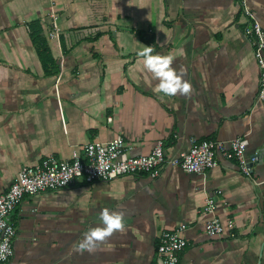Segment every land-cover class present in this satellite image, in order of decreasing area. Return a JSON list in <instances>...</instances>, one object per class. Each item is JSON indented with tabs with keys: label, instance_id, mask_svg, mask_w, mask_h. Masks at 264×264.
<instances>
[{
	"label": "crops",
	"instance_id": "obj_1",
	"mask_svg": "<svg viewBox=\"0 0 264 264\" xmlns=\"http://www.w3.org/2000/svg\"><path fill=\"white\" fill-rule=\"evenodd\" d=\"M245 8L264 31V0H0V191L22 166L69 160L87 142L118 135L130 156L149 154L158 141L173 156L192 138L240 136L246 157L258 156L250 177L218 155L204 174L167 166L156 178L77 181L26 196L12 216L6 264H163L158 236L182 225L188 244L178 264H264V100ZM35 22L50 51L46 64L30 34ZM146 45L173 56L189 94L157 88L140 55ZM213 194L224 231L212 238L201 209ZM105 207L123 213L124 228L92 251L76 250Z\"/></svg>",
	"mask_w": 264,
	"mask_h": 264
},
{
	"label": "built area",
	"instance_id": "obj_2",
	"mask_svg": "<svg viewBox=\"0 0 264 264\" xmlns=\"http://www.w3.org/2000/svg\"><path fill=\"white\" fill-rule=\"evenodd\" d=\"M248 22L245 34L253 45L254 56L260 68L258 101L264 100V31L253 13L245 8ZM49 37L55 36L49 32ZM111 119H109L110 121ZM119 138L115 146L113 141ZM187 152L170 156L165 152L163 141H158L147 155L130 156L123 138L118 135L108 141L92 140L82 147V153L74 151L69 160L55 156L43 159L39 164L22 166L9 188L0 191V264H6L13 256V241L16 227L12 220L15 209L26 196H33L45 191L59 190L74 185L77 181L91 184L96 181H111L120 176L146 174L151 178L160 175L167 166L179 167L185 172L204 174L218 166V155L226 159H235L240 171L250 177L257 154L246 157L248 145L246 136H240L228 142L217 140H190ZM69 179L65 182V177ZM220 193L218 190L216 194ZM217 196L206 197L202 212L209 215L204 232L209 237H219L224 227L214 215ZM233 227L232 223L228 225ZM185 226L177 230L162 231L158 236L156 253L163 264H178L182 251L187 247V240L181 234Z\"/></svg>",
	"mask_w": 264,
	"mask_h": 264
},
{
	"label": "clouds",
	"instance_id": "obj_3",
	"mask_svg": "<svg viewBox=\"0 0 264 264\" xmlns=\"http://www.w3.org/2000/svg\"><path fill=\"white\" fill-rule=\"evenodd\" d=\"M140 55L143 57L144 67L150 71L154 78L158 79L157 88L167 95L183 94L187 95L192 89L191 82L184 78L182 72H177L172 67L173 56L161 55L154 53L150 45H146L141 51ZM119 143L117 137L113 141V145ZM69 177H65V182ZM101 223L94 227H90L87 232L83 234V238L76 244L78 251H92L98 244L106 239L115 230L124 228L123 213L119 211L110 210L105 207L99 213Z\"/></svg>",
	"mask_w": 264,
	"mask_h": 264
},
{
	"label": "trees",
	"instance_id": "obj_4",
	"mask_svg": "<svg viewBox=\"0 0 264 264\" xmlns=\"http://www.w3.org/2000/svg\"><path fill=\"white\" fill-rule=\"evenodd\" d=\"M30 34L36 44L39 57L46 64L50 59V51L46 43L45 37L42 33V29L38 22L32 23L30 25Z\"/></svg>",
	"mask_w": 264,
	"mask_h": 264
}]
</instances>
